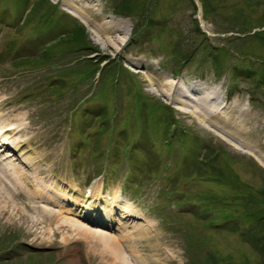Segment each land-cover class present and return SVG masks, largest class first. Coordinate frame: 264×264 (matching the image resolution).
Masks as SVG:
<instances>
[{"label":"rangeland","instance_id":"obj_1","mask_svg":"<svg viewBox=\"0 0 264 264\" xmlns=\"http://www.w3.org/2000/svg\"><path fill=\"white\" fill-rule=\"evenodd\" d=\"M64 1L0 0V121L41 145L27 150L47 154L45 186L87 195L96 180L99 194L132 195V223L152 225L149 241L132 233L146 258L264 264V0H131V13L97 0L103 21L129 29L119 49L66 17ZM77 24L85 44L71 45ZM146 70L156 88L165 76L217 87L230 116L198 122L152 92ZM30 232L0 219V264H111L84 235L39 243Z\"/></svg>","mask_w":264,"mask_h":264},{"label":"bare ground","instance_id":"obj_2","mask_svg":"<svg viewBox=\"0 0 264 264\" xmlns=\"http://www.w3.org/2000/svg\"><path fill=\"white\" fill-rule=\"evenodd\" d=\"M63 6L84 24L88 26L93 24L91 29L93 39L102 47L109 46L112 49H119L126 41L129 29L112 19L103 21L97 0H86L81 4H78L76 0H69ZM91 8L98 11V14L96 13V18L99 17L97 22L88 17L89 13H92ZM116 32L119 34L122 32L124 35H117ZM132 64L135 63L132 62ZM136 66L147 70L154 67L152 64H147L146 67L144 64ZM147 70L145 76L151 84L150 90L163 95L180 110H190L187 113L196 116L198 122L205 124L207 118L214 114H221L225 118L230 116L226 102L222 100V94L217 87L209 88L204 83L186 85L182 84L181 79H170L165 76L164 80L159 79L161 84L156 88L154 87L156 82L150 78ZM12 121L13 119L9 116L0 121V153L4 155H0L1 220L10 223L29 222L30 234L34 235L39 243L47 241L53 243L57 235L62 239L69 238L74 232L79 236L84 235L87 241L101 248L100 256L108 257L111 264H171L173 260L175 261L169 255L146 258L139 252L135 244L137 239L132 238V233L137 231L141 235L139 239L149 241L145 235L148 234L152 225L150 223L141 225L134 221L132 223L133 218L139 215L133 211L130 202L123 199L120 194H115L112 198L99 194L97 181L90 186L87 195H84L80 188H72L77 191L75 195L67 189H64L65 193H62V191L59 192L45 186L46 179L52 177L46 178L43 173L51 166L45 163L46 169H43L40 161L44 160L47 154L40 152V155H34L35 152L27 150L33 145L41 148V145L30 136L24 140L14 141L13 136L28 134V130L26 126L16 125ZM9 149L14 150L16 154L3 153ZM5 191L9 196L4 194ZM23 197L27 199L26 203L21 202L20 198L23 199ZM53 207L58 209L54 210ZM27 209L33 211L34 216L28 214ZM73 214L86 221L104 225L106 228H115L114 230L119 233L115 235L104 228L93 229L83 221H73L72 218L67 217ZM130 225L134 230L132 232L128 230ZM62 228L69 230L61 232ZM138 233H136L137 236Z\"/></svg>","mask_w":264,"mask_h":264},{"label":"trees","instance_id":"obj_3","mask_svg":"<svg viewBox=\"0 0 264 264\" xmlns=\"http://www.w3.org/2000/svg\"><path fill=\"white\" fill-rule=\"evenodd\" d=\"M131 0H124L121 2L120 5V11H124L123 13H131L130 10L133 9V6H131ZM82 31H80L81 33ZM214 224V223H212ZM204 262V260H202Z\"/></svg>","mask_w":264,"mask_h":264}]
</instances>
